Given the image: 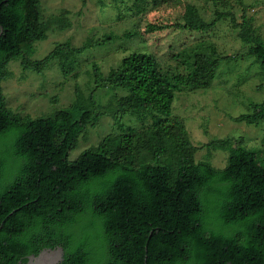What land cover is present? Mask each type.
I'll return each mask as SVG.
<instances>
[{"label":"trees","instance_id":"1","mask_svg":"<svg viewBox=\"0 0 264 264\" xmlns=\"http://www.w3.org/2000/svg\"><path fill=\"white\" fill-rule=\"evenodd\" d=\"M40 1L0 0V81L11 60L37 73L56 60L67 77L71 58L114 39H88L78 48L56 43L43 59L31 60L34 43L50 29ZM169 1L115 0L123 10L116 19ZM237 2L240 23L231 12L207 23L186 5L181 22L156 17L142 34H208L228 19L264 75V42ZM239 56L199 44L188 72L168 73L154 55L131 52L106 75L92 65L95 86L87 97L76 88L67 108L32 119L12 113L0 87V264H25L56 247L63 250L59 264H264V166L232 138L204 145L228 151L224 169L196 162L199 148L171 110L175 89L209 88L221 60ZM100 89L112 93L105 104L95 100ZM249 107L230 119L258 125L264 101ZM104 116L113 122L111 132L69 161L80 135ZM126 116L138 125L125 124Z\"/></svg>","mask_w":264,"mask_h":264},{"label":"rangeland","instance_id":"2","mask_svg":"<svg viewBox=\"0 0 264 264\" xmlns=\"http://www.w3.org/2000/svg\"><path fill=\"white\" fill-rule=\"evenodd\" d=\"M242 2L246 6V16L253 19V26L264 42V0ZM186 5L195 7L207 23L215 18L216 13L226 12H231L238 23L241 21L242 11L237 0H170L156 8L149 7L139 16L121 20L116 17L123 14V10L115 0H102V4L99 0H41L42 21L49 22L50 29L46 39L34 43L31 60L43 59L56 43L69 42L78 48L88 39L97 40L106 35L114 36V39L104 46L89 47L71 58L74 70L67 77L56 60H50L48 66L38 73L23 70L21 60H11L7 65L8 76L0 81L6 107L14 114L31 119L67 108L75 100L76 88L85 98L95 86L93 64L106 75L110 69L119 66L123 57L135 51L154 55L164 72L186 73L190 69L193 51L199 44H204L220 56H240L221 60L209 88L174 90L171 110L182 121L189 142L199 148L194 159L207 162L215 169H224L228 151L204 145L232 138L238 146L254 152L264 166V120L258 125H248L230 119L251 112V103L264 101V75L254 57L244 54L248 46L241 43L229 20L217 22L208 34L180 31L155 36L142 34L145 25L156 17L181 22ZM63 23L65 27L60 28ZM125 33L133 36L123 37ZM110 96L112 93L108 89L97 90L94 94L96 102L101 104H105ZM123 121L138 125L137 120L129 116ZM112 123L110 117L104 116L95 126H89L70 151L68 160H75L84 150L95 146L111 132Z\"/></svg>","mask_w":264,"mask_h":264},{"label":"water","instance_id":"3","mask_svg":"<svg viewBox=\"0 0 264 264\" xmlns=\"http://www.w3.org/2000/svg\"><path fill=\"white\" fill-rule=\"evenodd\" d=\"M63 250L61 247L43 249L36 256L31 255L25 264H59L62 261Z\"/></svg>","mask_w":264,"mask_h":264}]
</instances>
